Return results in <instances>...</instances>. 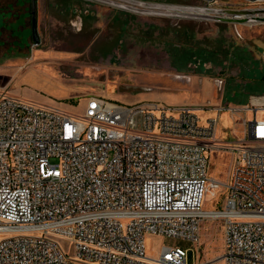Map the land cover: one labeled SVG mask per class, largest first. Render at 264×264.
<instances>
[{
    "label": "built area",
    "instance_id": "1",
    "mask_svg": "<svg viewBox=\"0 0 264 264\" xmlns=\"http://www.w3.org/2000/svg\"><path fill=\"white\" fill-rule=\"evenodd\" d=\"M255 2L240 18L264 19ZM203 110L91 94L76 114L0 88V264H195L180 246L147 255L145 235L196 245L206 219L222 223L223 264H264V93ZM225 110L249 115L233 140L217 134ZM224 153L221 180L209 161Z\"/></svg>",
    "mask_w": 264,
    "mask_h": 264
},
{
    "label": "rangeland",
    "instance_id": "2",
    "mask_svg": "<svg viewBox=\"0 0 264 264\" xmlns=\"http://www.w3.org/2000/svg\"><path fill=\"white\" fill-rule=\"evenodd\" d=\"M8 1L12 3L15 0H0V84L15 96L21 93L76 114L83 112L91 94L127 105L140 98L167 104L177 97L190 101L188 105L205 106L206 110L199 113L205 116L216 105H245L251 95L264 93V19L253 22L249 17L225 16V10L257 11L261 2L135 0L144 5L137 7V10L131 8L134 7L132 3L119 8L122 7L128 11L127 14L134 16L133 20H137L128 24V31L138 36H127L123 42L124 53L115 54V60L102 61L111 68L86 71L85 76L78 77L54 63L53 69L30 71L18 83L16 79L30 63L32 52L42 50L41 47L46 44L34 45L31 40L29 0H16L13 11L6 13L7 10L2 9ZM113 1L122 3L120 0ZM161 5L199 10L185 15L178 10L167 12ZM72 40L73 37L68 38V48H72ZM74 43L78 44L77 41ZM49 46L62 47L61 44ZM33 63L39 62L35 59ZM118 66L132 67L133 70L122 68L116 71ZM156 71L190 74L195 79L183 86L171 83L165 86L163 77ZM214 79L222 81L221 90ZM248 116V112L223 111L217 121L218 136L233 140L234 135H242L241 121ZM250 116L253 117L252 113ZM258 117L264 118V112L259 113ZM209 163L210 175L225 180L230 155L224 153L221 159L211 157ZM214 193L206 194L205 208L212 207L210 199ZM219 195L223 196V190ZM214 205L219 207L218 204ZM62 243L66 245L65 240ZM145 245L146 253L150 256L157 255L162 245L180 246L189 249L188 263L223 264V232L219 219H206L201 223L196 245L184 238L152 234L145 235Z\"/></svg>",
    "mask_w": 264,
    "mask_h": 264
},
{
    "label": "crops",
    "instance_id": "3",
    "mask_svg": "<svg viewBox=\"0 0 264 264\" xmlns=\"http://www.w3.org/2000/svg\"><path fill=\"white\" fill-rule=\"evenodd\" d=\"M36 4L39 44L46 45L41 47L42 50L32 52L30 63L16 79L18 83L28 72L39 68L49 71L53 69L54 63H56L55 66H63L64 71H69L70 75L78 77L85 76L86 71L89 73L94 69L111 68L102 61L105 59L115 60V54L124 53L123 42L127 36H138L128 31V24L133 23L134 16L127 14L128 11L125 9L108 3L92 0H36ZM140 26L142 27V25ZM69 37H73L72 48L66 46L70 43ZM76 41L77 45L74 43ZM52 44H61L62 47L49 46ZM35 59L39 63H33ZM91 59H96L98 62H92L95 60ZM122 68L133 70L132 67L118 66L116 71L122 70ZM155 73L163 77L162 83L165 86L169 83L179 86L188 84L176 78L175 74L177 73L162 71ZM194 79L193 76L192 82ZM0 86L4 88V85L0 84ZM18 96L35 100V98L21 93H18ZM146 101L151 100L135 99L132 104ZM183 103L187 104L190 101L176 97L175 101L167 103V105H181Z\"/></svg>",
    "mask_w": 264,
    "mask_h": 264
},
{
    "label": "water",
    "instance_id": "4",
    "mask_svg": "<svg viewBox=\"0 0 264 264\" xmlns=\"http://www.w3.org/2000/svg\"><path fill=\"white\" fill-rule=\"evenodd\" d=\"M211 1V0H208ZM249 1H255V0H249ZM140 2V1H139ZM166 11L168 12L169 10H178L183 12V14L188 15V14H193L192 12L198 11L199 9L193 8V7H182V6H169V5H161ZM165 11V12H166ZM225 12L230 13V14H248L251 13L252 11H237V10H225ZM30 32H31V37H32V42L34 45H38L40 40H39V35L37 32V4L36 0H30Z\"/></svg>",
    "mask_w": 264,
    "mask_h": 264
},
{
    "label": "bare ground",
    "instance_id": "5",
    "mask_svg": "<svg viewBox=\"0 0 264 264\" xmlns=\"http://www.w3.org/2000/svg\"><path fill=\"white\" fill-rule=\"evenodd\" d=\"M120 1H122V3H119V2H116V1H113V0L109 1V3L119 4V5L124 6V7H128L129 6L127 3H132V4H134V7H131V8L134 9V10H137V7H141V6L144 5V3L139 2V1H135V0H120ZM151 7H155V6H151ZM145 11H147V12H155V11H150V10H145ZM257 13H258L259 16L261 15L260 12H257ZM225 16L229 17V18H235V17H243L244 15H240L239 16V14L237 15V14H230V13L227 14L226 13Z\"/></svg>",
    "mask_w": 264,
    "mask_h": 264
},
{
    "label": "trees",
    "instance_id": "6",
    "mask_svg": "<svg viewBox=\"0 0 264 264\" xmlns=\"http://www.w3.org/2000/svg\"><path fill=\"white\" fill-rule=\"evenodd\" d=\"M16 1V0H15ZM15 1H13L12 3H11V1L9 2H7L6 4H5V8H3L2 10H7V12L6 13H9V12H11V11H13V9L15 8ZM1 10V11H2Z\"/></svg>",
    "mask_w": 264,
    "mask_h": 264
},
{
    "label": "flooded vegetation",
    "instance_id": "7",
    "mask_svg": "<svg viewBox=\"0 0 264 264\" xmlns=\"http://www.w3.org/2000/svg\"><path fill=\"white\" fill-rule=\"evenodd\" d=\"M92 1L103 2V3H109L108 0H92ZM106 1H107V2H106ZM116 2H118V1H116ZM110 4H113L114 6H117L118 8L120 7V6H118V5L114 4V3H110ZM121 8H122V7H121ZM29 11H30V0H29ZM29 15H30V14H29ZM30 37H31V32H30ZM31 40H32V37H31ZM39 40H40V38H39Z\"/></svg>",
    "mask_w": 264,
    "mask_h": 264
}]
</instances>
